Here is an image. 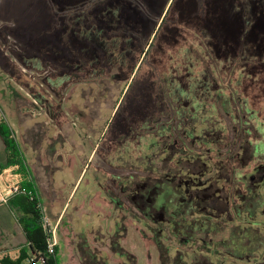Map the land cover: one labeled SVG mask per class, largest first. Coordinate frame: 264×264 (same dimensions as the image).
I'll list each match as a JSON object with an SVG mask.
<instances>
[{
    "label": "flooded vegetation",
    "instance_id": "obj_1",
    "mask_svg": "<svg viewBox=\"0 0 264 264\" xmlns=\"http://www.w3.org/2000/svg\"><path fill=\"white\" fill-rule=\"evenodd\" d=\"M128 31L103 25L84 60L56 77L50 123L42 114L22 135L54 205L56 175L89 167L85 143L91 157L102 150L77 207L98 218L74 230L78 263L264 264V146L228 99L203 109L175 69L155 76L154 40L136 49Z\"/></svg>",
    "mask_w": 264,
    "mask_h": 264
},
{
    "label": "rangeland",
    "instance_id": "obj_2",
    "mask_svg": "<svg viewBox=\"0 0 264 264\" xmlns=\"http://www.w3.org/2000/svg\"><path fill=\"white\" fill-rule=\"evenodd\" d=\"M103 25L128 29L132 35L124 36L138 38L136 49L154 40L148 59L155 76L165 67L175 69L187 88L185 97L199 99L203 109L228 99L232 118L241 114L252 126L253 141L264 146V0H0V117L14 132L34 182L49 200L45 180L37 178L35 153L25 151L22 135L36 130L42 114L51 111L56 77L84 60ZM44 120L49 124V115ZM91 149L85 143L89 167L79 161L70 177L56 175L60 200L54 205L42 198L44 220L53 226L59 218V264H79L73 236L92 218L77 214L102 151L91 157ZM3 154L0 146V164ZM92 223L96 227L100 221Z\"/></svg>",
    "mask_w": 264,
    "mask_h": 264
},
{
    "label": "crops",
    "instance_id": "obj_3",
    "mask_svg": "<svg viewBox=\"0 0 264 264\" xmlns=\"http://www.w3.org/2000/svg\"><path fill=\"white\" fill-rule=\"evenodd\" d=\"M1 149L3 154V162L0 167H12L18 173L23 176L24 184L23 186L33 192H39L41 198L47 197L38 188V185L34 182V174L32 171L28 170L26 159L23 158V151L19 146V161H15L13 164L7 165L8 160H13L12 157L7 152L5 145L0 138ZM17 141V140H16ZM18 143V142H17ZM18 196V195H17ZM14 197L9 198L7 203H0V254L2 253V258L0 259L1 264H10L12 262H17L20 257L30 255V243L26 232L21 225V218L23 216L22 212L11 203L14 202ZM48 201L49 198L47 197ZM83 204L80 203V206ZM25 220V219H24ZM59 252V251H58Z\"/></svg>",
    "mask_w": 264,
    "mask_h": 264
},
{
    "label": "trees",
    "instance_id": "obj_4",
    "mask_svg": "<svg viewBox=\"0 0 264 264\" xmlns=\"http://www.w3.org/2000/svg\"><path fill=\"white\" fill-rule=\"evenodd\" d=\"M0 138L2 139L7 152L13 159L11 161L8 160L7 165L13 164L15 161H19V146L16 141L15 134L2 117H0ZM15 196L14 202L11 201V203H13L12 205L17 207L23 214L20 223L26 232L30 243V255L40 252L45 254L44 264H59L57 256L58 248H55V251L52 254L46 253L47 238L45 236L41 219L42 217L38 208V199L24 193ZM29 256L20 257L17 262H12L10 264H23Z\"/></svg>",
    "mask_w": 264,
    "mask_h": 264
},
{
    "label": "built area",
    "instance_id": "obj_5",
    "mask_svg": "<svg viewBox=\"0 0 264 264\" xmlns=\"http://www.w3.org/2000/svg\"><path fill=\"white\" fill-rule=\"evenodd\" d=\"M24 179L23 176L18 173L12 167H0V203H7L9 198L19 195L21 193L28 194L30 196L36 197L35 192L23 187ZM41 214V207L38 205ZM41 219L43 223V228L46 236V253L52 254L57 246V239L55 228L49 224L47 220H44L42 214ZM45 254L38 252L37 254H32L27 258L23 264H44Z\"/></svg>",
    "mask_w": 264,
    "mask_h": 264
}]
</instances>
